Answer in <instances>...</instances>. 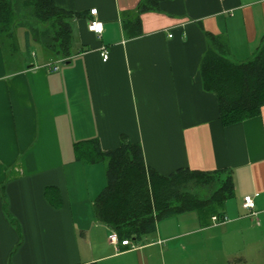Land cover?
Masks as SVG:
<instances>
[{"label": "crops", "instance_id": "0c3cea01", "mask_svg": "<svg viewBox=\"0 0 264 264\" xmlns=\"http://www.w3.org/2000/svg\"><path fill=\"white\" fill-rule=\"evenodd\" d=\"M53 2L84 12L71 22L67 60L25 56L0 35V264H179L178 251L181 264H264V105L224 126L199 76L206 33L234 61L255 54L264 0H163L137 14L138 35L126 20H135L139 0ZM92 19L103 23L100 35L88 30ZM122 135L162 175L230 170L234 195L222 214L189 210L159 220L139 241L112 243L114 232L93 209L104 164L74 149L96 139L112 150ZM254 194L248 213L243 197Z\"/></svg>", "mask_w": 264, "mask_h": 264}, {"label": "trees", "instance_id": "16d2710c", "mask_svg": "<svg viewBox=\"0 0 264 264\" xmlns=\"http://www.w3.org/2000/svg\"><path fill=\"white\" fill-rule=\"evenodd\" d=\"M161 1L139 0L135 20H126L129 31L138 35L137 14L158 9ZM83 15L61 8L53 0H0L2 44L15 48V28L21 26L27 41L42 46L44 54L67 60L73 55L71 22ZM206 38L199 76L202 89L217 98L222 124L258 114L264 105V42L250 59L234 61L219 36L206 33ZM74 150L88 162L104 164L105 185L95 197L93 209L120 242L139 241L156 230L159 220L189 210L221 215L225 202L234 195L230 170L180 167L162 175L145 164L141 145L124 135L112 150L103 151L96 139L79 141ZM203 189L209 191L207 196H200Z\"/></svg>", "mask_w": 264, "mask_h": 264}, {"label": "built area", "instance_id": "2783aa9c", "mask_svg": "<svg viewBox=\"0 0 264 264\" xmlns=\"http://www.w3.org/2000/svg\"><path fill=\"white\" fill-rule=\"evenodd\" d=\"M96 13H97L96 9H90V14L95 15ZM87 27L89 31L93 32L96 35H100L103 30V23L97 19H92L88 22ZM101 56L104 61L108 58V52L105 48H102ZM56 69H57V66L53 68V70H56ZM254 196H256V194L245 195L243 197L242 207L246 209L249 213H252L254 209ZM109 240L112 243H115V244L118 243V238L115 235V233L109 236ZM121 244L129 245L130 242L123 240L121 241Z\"/></svg>", "mask_w": 264, "mask_h": 264}, {"label": "rangeland", "instance_id": "374dc122", "mask_svg": "<svg viewBox=\"0 0 264 264\" xmlns=\"http://www.w3.org/2000/svg\"><path fill=\"white\" fill-rule=\"evenodd\" d=\"M22 29L25 28H21V26L16 27L15 28V34H16V38H17V44L19 43V50L21 51L25 56L28 54L27 51L29 52H35L37 54V59H41L43 57V48L42 46H40L38 43L36 42H32L30 41V45L28 48L25 47V40L24 37L22 35ZM208 190L207 189H203V192H200V196H207L208 195ZM221 211V209H219ZM175 217V216H174ZM181 239L175 240L173 241L174 244H178L180 242ZM176 261L177 263L181 264L186 262V257H185V253L178 251L176 253Z\"/></svg>", "mask_w": 264, "mask_h": 264}]
</instances>
